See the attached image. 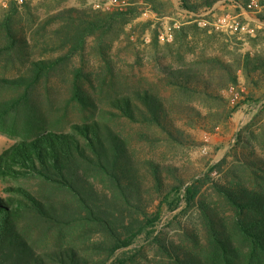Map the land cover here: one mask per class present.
Here are the masks:
<instances>
[{
	"label": "trees",
	"instance_id": "16d2710c",
	"mask_svg": "<svg viewBox=\"0 0 264 264\" xmlns=\"http://www.w3.org/2000/svg\"><path fill=\"white\" fill-rule=\"evenodd\" d=\"M150 1L155 3L153 9L161 12L156 7L159 1ZM217 1L233 2L241 8H246L248 2L177 0L178 7L191 14L211 8ZM131 11L62 8L51 14L42 28L58 21L52 31L56 37L52 49L64 48L63 53L55 58L31 59V52L27 51L30 43L13 26L17 8L11 0L0 20V63L3 67L17 62L28 65L26 72L16 76L0 75V88L15 94L0 99V131L12 133L5 126L19 108L27 111L29 95L40 79L83 51L88 36L99 38L101 45ZM259 16L264 20V15ZM207 60L226 72L228 83L236 84L235 72L239 68L248 83L258 85L264 80V54L245 52L236 58L235 66L220 57ZM191 72L190 68H170L164 78L181 92L222 99L211 92L207 82L199 86L197 76ZM78 79L74 74L72 99L88 107L91 100ZM134 98L136 101L128 96L118 97L113 105L129 121L158 127L174 136L173 123L155 93L136 90ZM243 102L256 100L245 96L229 112ZM241 143L246 142L238 134L235 144ZM249 155L252 152L239 157L237 167L227 168L222 183L211 181L208 175L212 169H220L224 158L189 183L175 175L174 182H165L159 166L146 161L151 189L158 197L151 210L154 197L144 188L128 144L106 121L85 119L73 123L67 132L41 128L34 134L19 135L0 152V178L35 177L64 192L67 202L55 206L18 184L8 186L9 195L0 196V264H140L137 258L143 256L142 245H135L139 239L157 247L160 264H264V163ZM207 183L214 199L201 193ZM178 208L195 209L202 223V232L185 231L186 241L182 244L157 233L163 210L172 212ZM36 226L40 227L37 234ZM47 230L57 243L38 250L36 243L46 236ZM90 253L100 255L91 257Z\"/></svg>",
	"mask_w": 264,
	"mask_h": 264
},
{
	"label": "rangeland",
	"instance_id": "374dc122",
	"mask_svg": "<svg viewBox=\"0 0 264 264\" xmlns=\"http://www.w3.org/2000/svg\"><path fill=\"white\" fill-rule=\"evenodd\" d=\"M10 1L0 0V20L9 9ZM12 1L17 8L13 26L16 33L30 43L27 51L31 52V59H49L61 55L64 48L52 49L56 41L52 31L58 21L44 28L42 23L62 8L89 11L93 9V1L97 0ZM157 1L156 7L161 12L153 9L155 3L150 0H128V4L118 11H132L113 28L115 33L106 37L101 45L99 38L88 36L83 51L73 54L40 79L29 95L27 111L19 108L5 126L12 133L0 131V152L19 135L34 134L41 128L67 132L73 123L85 119L106 121L128 144L144 188L154 197L151 210L158 197L151 189L148 160L159 166L165 182L169 183L174 182L175 176L189 183L192 178L202 177L211 165L224 158L220 169H212L208 175L211 181L222 183L227 168L240 165L239 157L245 158L248 151L252 152L250 158L264 163V107L255 106L257 101L264 99V80L258 85L248 83L239 68L235 72L236 84L228 83L226 72L207 60L208 57H220L235 66L236 58L245 52L264 54V20L260 13L245 12L233 2L217 1L211 8L191 14L179 8L177 0ZM144 10L150 13L149 18L142 16ZM245 27L252 28V32H247ZM167 28L173 35L171 42L159 37ZM27 65L17 62L3 67L0 63V75L16 76L26 72ZM170 68H190L197 76L199 86L207 82L211 92L222 99L209 98L202 93H184L167 84L164 75ZM74 74L91 100L88 107L80 106L72 99ZM230 85L240 94L237 101L250 96L256 103L243 102L229 112L237 102L231 103L227 95ZM241 87H244L243 92ZM142 89L151 90L162 100L173 123L174 136L158 127L129 121L113 105V100L122 96L136 101L134 92ZM14 95V91L0 88V99ZM238 134L246 143L235 144ZM13 184L24 187L45 203L58 206L67 202L64 192L31 176L0 178V196H8V186ZM201 193L210 200L216 197L208 183ZM179 210H163L157 233L163 239L182 244L186 241L185 231L202 232V223L195 209ZM39 229L34 227V232L37 234ZM56 243L47 230L36 248L44 250ZM135 245H142L143 253L137 262L160 264L161 256L156 246L143 239ZM99 255L90 253L91 257Z\"/></svg>",
	"mask_w": 264,
	"mask_h": 264
},
{
	"label": "built area",
	"instance_id": "2783aa9c",
	"mask_svg": "<svg viewBox=\"0 0 264 264\" xmlns=\"http://www.w3.org/2000/svg\"><path fill=\"white\" fill-rule=\"evenodd\" d=\"M127 4H128V0H97V1H93L92 7L93 9H96V10L110 12V11L122 10L123 7ZM242 10L245 12H254V13H260L264 15V0H248L246 4V8H242ZM142 16L144 18H149L150 13L148 12V10H144L142 12ZM174 26L176 27L177 25L174 24ZM245 30L249 33L252 32V28L245 27ZM159 37L160 39L166 42H171L173 40V35L168 28L164 29V31L159 35ZM243 90H244V87H241L240 91L243 92ZM227 95L228 97H230L231 103L236 102L237 99L240 98L239 96L240 94L238 90L232 85L227 87ZM255 106L257 108L264 107V99L261 101H258L255 104Z\"/></svg>",
	"mask_w": 264,
	"mask_h": 264
}]
</instances>
